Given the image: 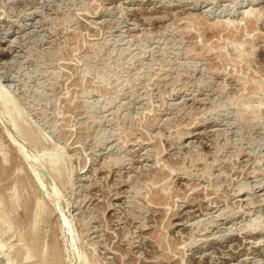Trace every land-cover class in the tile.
I'll return each mask as SVG.
<instances>
[{"label": "rangeland", "instance_id": "rangeland-1", "mask_svg": "<svg viewBox=\"0 0 264 264\" xmlns=\"http://www.w3.org/2000/svg\"><path fill=\"white\" fill-rule=\"evenodd\" d=\"M0 86V264H264V0H0Z\"/></svg>", "mask_w": 264, "mask_h": 264}, {"label": "bare ground", "instance_id": "bare-ground-1", "mask_svg": "<svg viewBox=\"0 0 264 264\" xmlns=\"http://www.w3.org/2000/svg\"><path fill=\"white\" fill-rule=\"evenodd\" d=\"M248 9L249 8H247V10H245V12H247L248 11ZM251 9V8H250ZM253 11V10H252ZM244 12V13H245ZM249 12V11H248ZM247 12V13H248ZM2 86V85H1ZM0 86V104H1V106L3 105V111L1 112V110H0V116H1V114L2 115H4V116H6L7 117V119H8V121H10L13 125H14V127H15V129L14 130H16L17 129V127H20V128H18V131H19V129H21L19 132H28V134L29 135H27V134H25V135H27V138L29 137V138H31L32 136H30V130H28V127L26 126L27 124H28V126H30V128H31V125H29V123H22V121H21V119L19 118V116H20V113L17 111V109H16V107H15V105H14V103L13 102H11L10 100H9V96H8V94H7V92H5L4 91V89L2 88ZM1 109V108H0ZM3 116V117H4ZM5 118V117H4ZM6 119V120H7ZM5 120V121H6ZM4 121V120H3ZM2 121V119H0V122H2V123H4ZM9 123V122H8ZM22 123V124H21ZM19 124H21V125H19ZM6 125V124H5ZM12 125V126H13ZM19 125V126H18ZM1 128H2V126H0ZM22 127V128H21ZM8 128V127H7ZM12 128V127H11ZM9 129V128H8ZM3 130V129H2ZM10 131V130H9ZM13 131V130H12ZM0 132H1V130H0ZM4 131H2L1 133L2 134H4V135H6L7 137H8V139L10 140V143H12V145H13V147H14V149L19 153V155L22 157V158H24V159H26V157H28L27 156V154H26V150H25V147H24V145L21 143V141H20V143L15 139V137L13 136V134H12V137H9L5 132L3 133ZM11 132V131H10ZM21 134V133H20ZM20 134H18V135H20ZM16 135H17V133H16ZM6 137V138H7ZM17 138H19L18 136H16ZM3 138H5V137H3ZM5 141V140H4ZM8 141V140H7ZM6 141V142H7ZM2 142V141H1ZM9 143V144H10ZM8 144V143H7ZM8 146H10V145H8ZM13 147H11V148H13ZM13 149V150H14ZM0 151H3L2 150V146H1V144H0ZM6 153V152H5ZM17 155V154H16ZM26 156V157H25ZM39 162V161H38ZM39 164V169H38V171H37V169H35V176H36V178H37V180L41 183L40 185H43L44 184V187H45V178H44V176L40 173V169H44V170H46L48 173H49V175H50V177L52 178V181L53 180H55V179H57V181H58V176H59V171H61V170H58V169H60L59 167L60 166H57V163L55 162V161H53V158H50V159H47V163L46 164H44V163H38ZM59 165V164H58ZM16 168V167H15ZM4 168L2 167V166H0V172H3L4 170H3ZM6 174V173H5ZM4 175V174H3ZM1 176H2V174H1ZM20 178V177H19ZM60 179H61V177H59ZM37 181V182H38ZM56 180L54 181V182H56V183H59V181L57 182ZM55 183V184H56ZM49 186V185H48ZM51 188V187H50ZM54 190H55V187H54ZM56 192V191H55ZM26 199V198H25ZM30 199V198H29ZM29 199H26V200H24V201H22V204H21V206L23 207H25V208H29V203H30V201H29ZM34 199V198H33ZM11 200V199H10ZM10 205V204H9ZM13 205V204H12ZM18 205V204H17ZM29 205V206H28ZM20 206V207H21ZM23 207V208H24ZM194 208V207H193ZM13 212V211H12ZM28 212V211H27ZM63 217H64V220L66 221V215H65V213L63 214ZM36 223V222H35ZM17 229V228H16ZM36 229V228H35ZM30 230H34V227H33V229H30ZM37 230V229H36ZM27 231H28V229H27ZM32 232H34V231H32ZM37 232V234H39L38 233V230L36 231ZM34 234H36V233H28V235L27 236H29L28 238L30 239V242H33L34 240H35V235ZM36 234V235H37ZM38 236V235H37ZM36 240H39V239H36ZM73 241H74V238L72 239V243H73ZM73 245H74V243H73ZM29 246V245H28ZM43 246H44V244H43ZM43 246H41L42 248H43ZM35 247V246H34ZM33 247V250L35 251V248ZM51 247V246H50ZM25 249H29V248H27V246H26V248ZM39 249V248H38ZM43 250L44 249H42V255H43ZM45 250H47L46 248H45ZM45 250H44V253H45ZM30 251V250H29ZM17 252H18V250H17ZM41 251H39V253H40ZM46 252H48V250L46 251ZM26 253V252H25ZM25 256H26V254H24ZM59 252H58V247H55L54 245L51 247V249H50V251L45 255L44 254V256H40V254H38V261H36L35 262V264H61V263H59V261H61V260H59V258H61V256L59 257ZM30 258V257H29Z\"/></svg>", "mask_w": 264, "mask_h": 264}, {"label": "water", "instance_id": "water-1", "mask_svg": "<svg viewBox=\"0 0 264 264\" xmlns=\"http://www.w3.org/2000/svg\"><path fill=\"white\" fill-rule=\"evenodd\" d=\"M0 125L2 126V129L3 131L9 136V137H12V134L11 132L8 130V128L2 123L0 122ZM40 172L43 174V176L45 177V179L47 180V182H51V179L49 177V174L47 173L46 170L44 169H40Z\"/></svg>", "mask_w": 264, "mask_h": 264}]
</instances>
